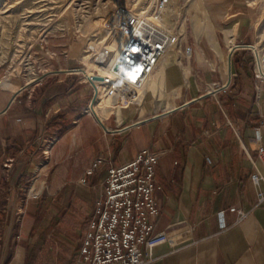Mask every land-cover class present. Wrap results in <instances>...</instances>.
<instances>
[{"label":"crops","instance_id":"0c3cea01","mask_svg":"<svg viewBox=\"0 0 264 264\" xmlns=\"http://www.w3.org/2000/svg\"><path fill=\"white\" fill-rule=\"evenodd\" d=\"M257 16L231 0L230 38L221 25L224 36L195 31L175 106L137 124L86 112L92 87L64 50L35 54L39 81L4 86L0 71V264H85L81 249L110 164L147 148L161 153L157 231L168 236L151 264H264V183L252 179L264 174V79L249 48L257 46L264 70Z\"/></svg>","mask_w":264,"mask_h":264},{"label":"built area","instance_id":"2783aa9c","mask_svg":"<svg viewBox=\"0 0 264 264\" xmlns=\"http://www.w3.org/2000/svg\"><path fill=\"white\" fill-rule=\"evenodd\" d=\"M151 2L142 11L116 10L111 21L105 24L104 45L88 54L94 53L96 68L86 79L93 91L86 112L99 120L97 108L101 96L111 100L114 108L128 109L140 103V90L158 69L171 44V30L175 25L166 23L164 14L173 11V1ZM173 18L175 22L180 21L179 14ZM118 41L122 44L111 48ZM180 47L183 64L192 58L193 50L184 49L181 43ZM249 48L255 55V76L263 80L264 71L258 68L257 46ZM24 60L29 61L27 56ZM84 67L80 73L86 75L88 68ZM257 152L258 161L264 167V147ZM45 155L48 158V153ZM160 157L161 153L147 148L124 165L110 164L103 197L97 202L95 215L86 229L81 249L85 264H151L158 260L156 249L168 243V236L157 231L161 208L155 197L159 189L156 167ZM103 161H96L90 172H96ZM252 179L256 184L264 183V174L257 171ZM236 211L241 214L240 220L248 215L235 207L229 212Z\"/></svg>","mask_w":264,"mask_h":264},{"label":"rangeland","instance_id":"374dc122","mask_svg":"<svg viewBox=\"0 0 264 264\" xmlns=\"http://www.w3.org/2000/svg\"><path fill=\"white\" fill-rule=\"evenodd\" d=\"M151 1L0 0V71L4 73V78L6 77L3 85L8 86L9 81L16 77H21L26 82L41 77V68L35 54L39 51H47L50 45L53 51L64 50L70 57L79 58L80 70L84 69V66L88 68L89 65L83 59L88 55L85 54L86 47L92 42L101 43L104 40L105 24L112 13L118 8L144 9L152 3ZM241 1L249 8L256 9L258 13L256 20L260 32L264 35V0ZM180 2L183 6L179 16L181 21L175 22L171 17L175 25L172 31L179 36L180 41H174L176 48L172 51L169 64L166 65L171 64L174 68L172 71L174 78L168 80L165 75H158L152 84L150 98L140 99L138 105L128 109L121 107L116 110L108 109L105 108V103L102 104L100 114L102 116L112 114L106 120H114L115 123L126 120L131 121V124H137L154 117L157 112L170 110L175 106L186 85L188 72L185 66L189 67L188 63L191 60L181 63L180 43L183 44L184 49L192 48L194 53L196 48L192 43L198 38L195 31L204 34L206 30L210 31L213 28L218 36H224L220 29L221 26L229 23L231 0H180ZM194 23L198 25L194 26ZM223 30L230 38L232 31L226 28ZM26 56L29 61L24 60ZM28 64L31 66H27ZM25 194L33 195L35 192L30 193V187H27Z\"/></svg>","mask_w":264,"mask_h":264},{"label":"bare ground","instance_id":"6f19581e","mask_svg":"<svg viewBox=\"0 0 264 264\" xmlns=\"http://www.w3.org/2000/svg\"><path fill=\"white\" fill-rule=\"evenodd\" d=\"M172 1H173V3H172L173 11L171 10L169 13L167 12V13L164 14L165 15L164 16L165 17L164 18L165 19V22L168 23L171 26L174 25L173 24V21H172L173 15L174 14H179V16H180L181 13H182V10H183V6L181 5L182 3L180 2V0H172ZM118 9H116V10H118ZM124 9H126V8H124ZM134 9H135V7H132V9H127V10H134ZM116 10L109 17L108 22L111 21V19L113 17V14L116 12ZM137 10L138 11H142L143 9H137ZM169 14H171V15H169ZM180 21H181V19H180ZM182 23H184V20L182 21ZM179 39H180L179 36L176 35L175 33H173V31H172L171 32V39H170L171 44L168 47V48H170V51L168 52V49L166 50V54L165 55H167V56L164 55V57L161 60L162 63L160 62L158 69L149 78V80L147 81L145 87L140 90L141 91V93H140V99H145V98L149 99L150 98L152 84H153V82H155V79H156V77L158 75L163 74V75H165L164 77L166 79H168V80H171V79L174 78V76H172V71L174 70V68L171 66V64L169 66H166V65L169 64V62L171 60V57H172V54H173L172 51L176 48V44H175L174 41H180ZM103 42H105V41L103 40ZM103 42H101V43H99L97 41L95 43L92 42L91 44H89L86 47L87 49L85 51V54L86 55L89 54L90 52H92V50L93 51L100 50V48L102 47V45H104ZM117 44L120 45V44H122V42L121 41H118L116 44H111V48H116V45ZM257 53H258V51H257ZM93 54H91V55L93 56ZM92 56L87 55V56H85L83 58L86 61V63L89 65V67H88L89 69L86 71V75H85V78L86 79H88L91 76V73H93L92 72V70H93L92 67H95L96 68V63H95V60L93 59ZM258 57H259V63H258L259 66H258V68L261 69L262 71H264L263 68H262L263 65H261V60H260L259 53H258ZM165 66H166V68H165ZM102 73H103V71H102ZM104 74L105 73H103L102 75H104ZM141 101H143V100H141ZM99 102L100 103H99V106L97 108V113H98V117L100 118V120L103 121V116L100 114V109H101L102 104L105 103L104 106H105V108H108V109L111 108V109H115L116 110L117 108L112 107L113 105L111 104V100L106 99L104 96H101V98L99 99ZM133 106H135V105H133ZM32 191H34V190H32Z\"/></svg>","mask_w":264,"mask_h":264},{"label":"water","instance_id":"95a60500","mask_svg":"<svg viewBox=\"0 0 264 264\" xmlns=\"http://www.w3.org/2000/svg\"><path fill=\"white\" fill-rule=\"evenodd\" d=\"M128 74V73H127ZM98 81H101L102 79L101 78H97Z\"/></svg>","mask_w":264,"mask_h":264}]
</instances>
